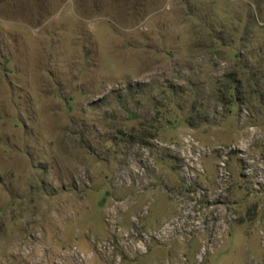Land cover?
I'll return each mask as SVG.
<instances>
[{"label":"rangeland","instance_id":"1","mask_svg":"<svg viewBox=\"0 0 264 264\" xmlns=\"http://www.w3.org/2000/svg\"><path fill=\"white\" fill-rule=\"evenodd\" d=\"M0 264H264V0H0Z\"/></svg>","mask_w":264,"mask_h":264}]
</instances>
